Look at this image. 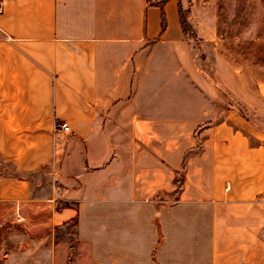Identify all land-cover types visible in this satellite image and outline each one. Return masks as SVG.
Segmentation results:
<instances>
[{"label":"crops","instance_id":"obj_1","mask_svg":"<svg viewBox=\"0 0 264 264\" xmlns=\"http://www.w3.org/2000/svg\"><path fill=\"white\" fill-rule=\"evenodd\" d=\"M162 10L163 28L146 0H0V160L26 176L0 175V216L48 237L36 262L66 264L52 231L75 218L72 264H264V137L214 119Z\"/></svg>","mask_w":264,"mask_h":264},{"label":"rangeland","instance_id":"obj_2","mask_svg":"<svg viewBox=\"0 0 264 264\" xmlns=\"http://www.w3.org/2000/svg\"><path fill=\"white\" fill-rule=\"evenodd\" d=\"M149 1L156 4L162 0ZM173 1L179 20L184 21L183 36L196 70L210 85H217L212 103L216 112L214 119L230 106L244 116L259 137H264V0ZM164 75L154 79L156 84H176L171 78L163 79ZM255 139L253 136L252 140ZM8 168L0 160V169L7 171ZM32 183L36 182L32 180ZM3 212L0 206V215ZM52 234L59 243L57 256L65 254L68 246L66 264H72L75 257L72 224L54 227ZM48 235L49 229H46L43 236ZM250 239L251 233H246L244 246ZM19 244L29 248L18 250ZM48 245V237L40 242L25 233L18 222L0 216V264H42L43 261L35 259H42ZM2 257H8V261L2 263Z\"/></svg>","mask_w":264,"mask_h":264},{"label":"trees","instance_id":"obj_3","mask_svg":"<svg viewBox=\"0 0 264 264\" xmlns=\"http://www.w3.org/2000/svg\"><path fill=\"white\" fill-rule=\"evenodd\" d=\"M168 0H162L160 3H156V4H152L149 0H146V3H147V5H149V6H151V5H153V6H156V7H158L159 8V10H160V16H159V18H160V26H161V28H163L164 27V25H165V17H164V13H163V10H162V6L164 5V3L165 2H167ZM177 13H178V11H177ZM179 19V18H178ZM182 23H184V21L183 20H179V24H180V27H181V30H182V33H183V29H182ZM214 86H217V85H214ZM225 109H233L234 110V108H232V107H230V106H228L227 108H225ZM235 111V110H234ZM242 117H244L243 115H241ZM195 136V135H194ZM195 139H196V145H198L199 144V140H198V138H197V135L195 136ZM8 165V164H7ZM0 170H3V169H0ZM4 171V170H3ZM0 171V175H5V176H13V177H16V178H26V176L25 175H23V174H21V173H18V172H16V171H14L13 169H11V168H8V170L7 171ZM174 182H175V184H176V187H175V189H174V192H173V197L172 198H175V195L180 191V189H181V186H182V175H181V173L180 172H175V174H174ZM62 205H64V204H62ZM68 223H71L72 224V226L74 227V224H75V218H72V219H70L69 221H68Z\"/></svg>","mask_w":264,"mask_h":264},{"label":"built area","instance_id":"obj_4","mask_svg":"<svg viewBox=\"0 0 264 264\" xmlns=\"http://www.w3.org/2000/svg\"><path fill=\"white\" fill-rule=\"evenodd\" d=\"M56 129H60L62 131H68V127L65 123H57L55 124Z\"/></svg>","mask_w":264,"mask_h":264}]
</instances>
